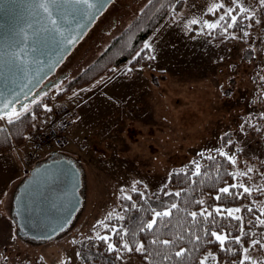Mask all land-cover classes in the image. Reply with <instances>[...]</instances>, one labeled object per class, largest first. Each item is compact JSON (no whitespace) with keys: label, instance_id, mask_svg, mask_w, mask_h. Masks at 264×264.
<instances>
[{"label":"rangeland","instance_id":"obj_1","mask_svg":"<svg viewBox=\"0 0 264 264\" xmlns=\"http://www.w3.org/2000/svg\"><path fill=\"white\" fill-rule=\"evenodd\" d=\"M149 1L113 0L47 81L63 74L67 79L49 88L21 114L46 96L63 91L66 82L92 64ZM221 4L226 13L247 9L258 21L256 29L250 23L248 35L240 40L242 46L232 51L213 45L204 35L206 24H217L223 16L214 7ZM146 43L155 57L148 65L132 68L126 63L54 101L51 109L65 100L74 117L68 142L45 148L42 156L59 151L79 160L84 205L67 231L45 242L13 237L11 227L0 217V264H83L77 255L80 245L101 236L110 214L120 215V192L139 186L152 195L165 187L173 172L189 163L197 166L211 149L224 151L239 167L243 162L255 167L264 162V144L243 133L242 122L236 119L243 113V99L247 104L255 92L264 93L253 79L256 73L264 75V4L260 0H185L181 12L166 19ZM247 49H253L251 61L243 59ZM18 117L1 120L0 128ZM229 133L237 134L234 149L223 145V134ZM26 148L29 145L19 150ZM248 174L249 189L264 194V179L257 170ZM6 176L9 181V173ZM0 210V216L7 213L4 206ZM246 249L244 255L251 264L264 258L257 248ZM202 261L218 264L214 251L207 252ZM123 264L143 263L131 256Z\"/></svg>","mask_w":264,"mask_h":264},{"label":"trees","instance_id":"obj_2","mask_svg":"<svg viewBox=\"0 0 264 264\" xmlns=\"http://www.w3.org/2000/svg\"><path fill=\"white\" fill-rule=\"evenodd\" d=\"M184 5L185 0H150L121 33L111 39L106 49L92 64L66 82L63 91L55 96H46L45 101L33 104L30 110L0 128V154L23 146L34 125L49 114L55 100H61L75 89L91 85L126 63L135 68L154 61L150 58V48L144 47L145 42L166 19H174ZM217 11L224 12V19L220 20V17L214 14L213 18H218L217 27L204 30V35L213 45L222 44L224 48L232 51L233 47L242 46L240 40L250 23L251 28L258 27L256 16H249L247 11L234 10L229 14L225 12L224 7L217 8ZM233 15L237 20L229 28L227 25L232 23ZM253 54V49H247L242 56L244 60L251 61ZM232 68L235 70L236 65H232ZM253 79L261 89L264 88V75L256 73ZM254 94L255 98L251 97L250 103H247L250 106H247L243 99V113H239L236 119L242 122L240 127L243 133L258 138L263 145L264 93L260 91L259 94ZM248 107H252L251 111ZM223 135L226 136L223 145L234 149L237 134ZM222 152L225 153L211 149L197 166L189 163L179 168L169 176L165 187L152 195L139 186L129 193L120 192L118 202L121 213L111 214L107 218V227L100 236L109 239L105 241L97 238L95 241L93 239L81 244L79 257L83 264H123L126 258L131 256L139 258L143 264H200L202 257L209 251L216 253L218 264H251L250 259H245L246 248L250 251L257 248L260 254H264V224L260 223L264 220V194L250 189L248 193L243 191V187L249 188L251 184L249 172L257 170V175L264 179V162L258 167L243 162L239 167L236 162L233 164L228 159L231 156L226 153L221 155ZM54 153L56 156L65 155L59 151ZM76 162L80 166L79 160L76 159ZM231 185L237 187L231 188ZM223 187H230L231 194L220 193L219 189ZM176 193L180 195L177 196ZM217 196L222 198L217 200ZM199 201L203 203H198ZM172 204L177 207L171 208ZM216 208H220L221 213L217 214L214 211ZM229 208H240L241 211L234 215L241 219L228 216L226 210ZM166 211H171V215H155L156 212ZM202 211H205V216L209 212L212 215L205 219L199 215ZM191 212L197 213L195 219L189 215ZM153 219H156L157 224L149 230L146 225ZM213 231L227 237L224 245L211 236ZM197 236L200 237L199 240L196 239ZM237 236L240 238L238 243ZM154 240L157 243L153 244ZM164 240L170 243H160ZM109 244L113 245L112 251L108 250ZM125 244L132 250L124 248ZM141 244L145 250L136 251ZM182 249L184 255L177 257L175 253ZM256 264H264V258Z\"/></svg>","mask_w":264,"mask_h":264},{"label":"water","instance_id":"obj_3","mask_svg":"<svg viewBox=\"0 0 264 264\" xmlns=\"http://www.w3.org/2000/svg\"><path fill=\"white\" fill-rule=\"evenodd\" d=\"M4 7L5 5L0 4V8ZM6 7L11 10L5 18L8 22L0 19V43L4 47L8 46L6 35L9 23L24 30L21 36H31L39 19L35 11L46 15L40 9L34 11L31 0H15ZM103 11L91 22L82 21L86 25L83 35L66 46V51H59L55 45H49L34 52L31 51V40L26 43L22 41L13 49L19 52V59L15 65L6 64L0 71V93L3 94L0 95V117H3L0 121L17 117L13 110L21 114L49 88L67 79L68 75L63 74L55 80L47 81ZM71 24L75 28L76 21H71ZM82 187V169L72 157L56 156L53 153L38 163L20 183L12 201L11 215L17 226L18 236L45 242L67 231L84 205Z\"/></svg>","mask_w":264,"mask_h":264},{"label":"snow or ice","instance_id":"obj_4","mask_svg":"<svg viewBox=\"0 0 264 264\" xmlns=\"http://www.w3.org/2000/svg\"><path fill=\"white\" fill-rule=\"evenodd\" d=\"M15 0H0V4L5 5L4 8H0V19H5L9 16L11 10L6 7L9 4L14 3ZM32 6L34 11L36 9L42 10V12L46 15H41L39 11H35V15L39 17V19L36 21L37 27H35L31 33V36L24 35L21 36V33L24 31L22 28L18 29L14 23H9V30L6 35V40L8 42V46L4 47L3 43H0V71L3 70L4 66L6 64L15 65L17 60L19 59V52L14 51L13 49L16 48L22 41L28 42L29 40L32 41V47L31 51H40L42 47L49 46V45H55L57 50L59 51H66V46L73 44L76 39L83 35V31L86 28V25L82 23V21H89L95 20L96 16L103 11V9L107 6V4L111 3L112 0H31ZM261 4H264V0H260ZM215 8H221L223 5H215ZM213 9H209V11H212ZM230 14L232 9L227 10ZM241 11H247V9H241ZM71 18V20H70ZM224 17L221 16L220 20H223ZM232 23L228 24L227 27H232L237 20L236 16H231ZM71 21H76L75 28L72 27ZM5 22H8V20L5 19ZM193 24L196 23L195 20L192 21ZM29 27H32L31 24H29ZM206 27L209 29H214L217 27L216 23L206 24ZM245 36L248 35L247 32L244 33ZM146 49L150 48L151 45L145 44L144 46ZM5 57H7V60H5ZM154 59L155 57H150ZM0 95H3L0 93ZM7 105H5L6 107ZM13 113L18 117L19 114L15 113V110H13ZM11 118V114H10ZM0 119H3V117H0ZM221 155H226L225 153H221ZM229 160L233 164H235V159L233 157H228ZM251 169H249L250 171ZM199 172V168H197V173ZM231 188L237 187L236 185H231ZM230 187H223L219 189L220 193L223 194H231L230 193ZM240 187H243V185H240ZM243 191L245 193L249 192V188L243 187ZM175 195L179 196V193H176ZM222 197L217 196L216 199L220 200ZM130 199V197H129ZM198 203H203V201H199ZM176 204H172L171 208H176ZM251 209H249L250 211ZM206 211V210H205ZM205 211H202L199 215L203 216L205 219H207L208 216H211L212 213H207V216H205ZM217 214L221 213L220 208H216L214 210ZM227 215L230 217H233L234 219L240 220L241 217L235 216V213H239L241 211L240 208H229L226 210ZM111 215V214H110ZM156 217H166L171 215V211L166 212H156ZM190 216H192L194 219L197 217L196 212L189 213ZM260 223L264 224V220H261ZM157 224L156 219H153L151 222L147 223L146 228L151 230L153 229L154 225ZM143 230V229H141ZM211 236L215 237L217 241L221 245H224L225 240L227 239L226 236L220 235L217 232L213 231L211 232ZM99 239L107 241L108 237H98ZM197 240L200 239L199 236L196 237ZM239 237H236L237 243L239 242ZM153 244L157 243L156 240L152 241ZM160 243L164 245H168L170 241L164 240L160 241ZM124 248L131 251L132 249L128 247L127 244L123 246ZM108 250H113V245H108ZM136 251H144V245H139L136 249ZM247 251V249H245ZM79 255V253L77 254ZM177 257H182L184 255V250L177 251L175 253ZM211 255V254H209ZM119 259V257H117ZM245 259H248V257H245ZM203 264V261L201 262Z\"/></svg>","mask_w":264,"mask_h":264},{"label":"built area","instance_id":"obj_5","mask_svg":"<svg viewBox=\"0 0 264 264\" xmlns=\"http://www.w3.org/2000/svg\"><path fill=\"white\" fill-rule=\"evenodd\" d=\"M73 117V109L63 100L34 125L27 139L33 149L24 158L25 167H33L39 162L45 148L61 147L68 142Z\"/></svg>","mask_w":264,"mask_h":264},{"label":"crops","instance_id":"obj_6","mask_svg":"<svg viewBox=\"0 0 264 264\" xmlns=\"http://www.w3.org/2000/svg\"><path fill=\"white\" fill-rule=\"evenodd\" d=\"M25 145H29V148L28 149L26 148L24 152H21L19 150L21 147H17L12 151L0 154V205L2 208L4 206V210L6 209V211L4 210L2 211L7 212L6 214H4V216H0V217L2 219H5L3 220L6 223L5 225L11 227L12 230L11 235L13 237H16L18 233H17V226L13 221L11 215L12 201L18 186L24 180V178L29 174V171L33 168V167L27 168L24 165V157L27 155V153H29L33 149V146L30 142L29 143L27 142ZM46 157L47 156L45 155L44 158ZM8 173L10 175L9 181H7V176H6V174ZM8 203H9V207H8ZM8 223H10V225Z\"/></svg>","mask_w":264,"mask_h":264}]
</instances>
